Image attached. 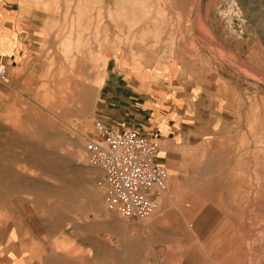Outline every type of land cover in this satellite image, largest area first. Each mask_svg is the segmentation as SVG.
Segmentation results:
<instances>
[{
    "label": "rangeland",
    "instance_id": "rangeland-1",
    "mask_svg": "<svg viewBox=\"0 0 264 264\" xmlns=\"http://www.w3.org/2000/svg\"><path fill=\"white\" fill-rule=\"evenodd\" d=\"M11 3L0 264H264V0ZM112 58L176 70L187 97L175 137L149 139L169 180L143 221L108 208L87 151Z\"/></svg>",
    "mask_w": 264,
    "mask_h": 264
},
{
    "label": "crops",
    "instance_id": "crops-1",
    "mask_svg": "<svg viewBox=\"0 0 264 264\" xmlns=\"http://www.w3.org/2000/svg\"><path fill=\"white\" fill-rule=\"evenodd\" d=\"M11 2L0 0V56L7 53V47L16 48L17 37H21L12 26L19 23L24 11L16 15L10 8ZM164 66L141 74L110 59L107 69L111 71L98 97L99 120L117 131L134 130L148 139L171 140L182 124L187 97L182 87L172 80L177 71L167 74Z\"/></svg>",
    "mask_w": 264,
    "mask_h": 264
},
{
    "label": "built area",
    "instance_id": "built-area-1",
    "mask_svg": "<svg viewBox=\"0 0 264 264\" xmlns=\"http://www.w3.org/2000/svg\"><path fill=\"white\" fill-rule=\"evenodd\" d=\"M7 69L0 66V80ZM97 138L89 141L90 162L103 175L102 190L108 208L125 219L143 221L157 212L152 198L168 186V171L156 164L158 145L134 130L117 131L95 123Z\"/></svg>",
    "mask_w": 264,
    "mask_h": 264
}]
</instances>
